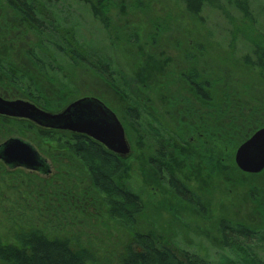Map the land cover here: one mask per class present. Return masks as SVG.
<instances>
[{"label":"rangeland","instance_id":"374dc122","mask_svg":"<svg viewBox=\"0 0 264 264\" xmlns=\"http://www.w3.org/2000/svg\"><path fill=\"white\" fill-rule=\"evenodd\" d=\"M29 1L35 6L37 20L51 22L55 27L54 31H49L50 34L45 29L48 24L43 23L45 32L38 30L37 25H32L29 30L18 32L21 35L14 32V35L8 34L6 37L10 44L13 45L10 40H14L15 46L22 44L31 47L34 52L37 51L38 44L42 45L43 54L37 51V59L42 63L44 76L57 80H54L57 87H60L58 83L61 81L68 88L63 77L72 73L76 84L71 85L73 88L78 87L79 79H82L87 83V90L97 91L94 85L97 79L90 76L84 69L86 67L79 64L81 56L92 54L98 63L88 60L98 67L100 65L105 68L103 61H113V75L118 76L120 81L119 91L128 93L130 90L127 88L126 78L132 72H138L144 63L181 54L185 58L192 57V61L173 63L179 66L182 64L184 69L188 68L190 71L197 68V71L205 72L204 76H208L206 73L211 71L213 90H225L227 95L234 93L237 101L252 95L264 103V71L250 63L253 61V45L264 47L260 46L264 45V0H211L217 8L204 2L198 16L186 11L175 0H117L123 3L125 9H115V15L106 14L110 22L108 28L91 14L85 0H57L53 3ZM237 5L243 7L248 14L236 7ZM188 45H195L193 52L197 53V60L193 58L192 51H186L185 46ZM224 73L227 74V79H224ZM191 74L194 75L192 72ZM174 80L175 78L170 77V81ZM170 81L168 82L172 85L173 82ZM34 82L25 77L22 86L30 90L29 87H36ZM180 82L176 90L183 86L188 87L184 80ZM175 87L171 89L175 90ZM240 92H243L242 99ZM251 101L254 100L248 99L247 102ZM37 131L39 130L16 128L12 123L0 122V143L18 134L29 141H36L35 144H39V147L45 146V150L52 153L54 175L50 179L29 172L43 181L49 180L48 183L29 179L21 173L23 170H9L0 162V240L6 244H14L15 237L19 234L36 228L48 233L50 237L74 238L75 243L89 249L100 264L106 261L114 264L131 241L133 231L141 230V224L150 227L147 220L156 211H150L147 205L143 216H134L137 218L134 223L120 222L118 218L112 217L109 207L106 206H110L115 197L102 192H96V195L93 192L89 193L90 196L86 193V199H90L82 207L84 213L79 206L69 210L68 214L66 212L67 217L59 210L56 212L53 206L56 205L55 199L63 198L65 192L83 196V189L90 183L85 182L72 167L67 169L66 162H71L72 154L64 145L65 142L43 139L38 137ZM42 146L36 148L43 154ZM96 164L99 168V162ZM83 170L86 171L84 168ZM26 172L28 171L25 174ZM142 184H146L145 187ZM148 185L150 184L140 177L137 182L134 178L129 183L133 192H139L138 186L145 189ZM144 194L140 193L145 204L147 197ZM164 200L166 202L168 198ZM99 203L102 204L100 208ZM162 212L156 218L159 222H173V212ZM153 226L154 230L160 231L156 227L157 223L153 222ZM169 232L175 234L173 243L178 249L209 257L213 264H226L221 259L223 252L217 254L219 251L215 252L206 240L188 232L184 225H179V228L171 226ZM254 252L264 263V248H257ZM229 255L228 260L235 262L236 259L232 258L234 256L231 253Z\"/></svg>","mask_w":264,"mask_h":264},{"label":"flooded vegetation","instance_id":"af4514ba","mask_svg":"<svg viewBox=\"0 0 264 264\" xmlns=\"http://www.w3.org/2000/svg\"><path fill=\"white\" fill-rule=\"evenodd\" d=\"M30 27H32V24L24 17L23 13H20L17 9L15 0H0V99L4 101H27L41 111L52 114L59 113L72 102L84 98L96 99L106 108L110 109L115 114L124 130V136L129 149L126 155L122 156L110 152L99 142L85 135L79 134V136L91 140L103 150L110 153L117 161L118 159L126 161V165L123 164L124 169L120 175L117 169L111 172V182L114 183L116 188L118 187L122 190H126L139 200L142 207L135 215H139V217H141V215L143 216V210L147 208V205L150 211H156V214L154 215L152 213L153 215L149 216L147 220L148 223L150 222L151 226L147 227L141 224L142 229L139 231L148 235L155 242L160 241V239L166 240L169 238L170 242H168L174 245L173 240L175 239V234L169 232L171 226L179 228V225H184L186 230L194 235L197 234L199 230H207L210 237L218 238V232L215 227H218L220 222L235 224L245 222L246 219H253L254 224L260 223L261 207L264 208V199H262L264 198V168L256 173L243 172L236 165L235 155L237 149L245 141L257 131L264 129V118L259 119L260 124L258 126L254 125L255 128H251L252 130L245 135V139L234 149L233 164L236 170H233L232 173L230 168L224 167V175L219 176L221 179H225V181H216V179L220 178L216 175L214 171L215 168H213V162L215 161L213 140L215 134L220 132L218 130L228 126L227 122H229L230 114L226 119H221V122H223L222 124L215 123L216 111L214 110V106L216 98L213 93L205 94L207 97L206 99L202 96H197V94L189 96L188 93L182 91L179 95V93L167 90L165 85L162 84L161 86L162 79L160 78L162 76H160V70L153 71L151 69L149 72V68L146 72H132L131 76L126 78L128 81L127 88L130 90V93L128 92L127 94H123L119 91L120 81L118 76L114 75H112L111 80L100 78L94 81L97 91L95 89L87 90V88H85L87 83L82 79H79L78 87L72 90V86L70 87L69 85L75 84V82L71 74L70 76L63 77L64 82L68 83V88L66 85L60 86L61 88L57 87V82L54 81L55 79H49L44 75L40 76L38 71L39 68L33 60L34 52L31 47H26L22 44L15 46L14 40H10L13 43L12 45L6 37L8 34L14 35V32L23 33L29 30ZM11 38L12 37H10V39ZM165 58H168V56ZM25 77H29L31 81H35L36 87L32 88V93L39 90V92L42 93L44 102L49 100L50 103H47V108L35 103L34 100H32L33 95L28 89L23 88L22 82L25 81ZM145 78L148 79L147 86H144L142 91H140L141 93H137L138 95H136L134 90L139 84L138 81ZM163 81L167 84L166 81H170V77L167 78L166 76ZM240 94V99H242L243 92H240ZM248 99L260 102L258 97L255 98L252 95H248L243 100H240L239 105L244 104L245 106L247 104L245 102H247ZM134 101L139 102L140 105L145 109L147 108L150 112L156 111L170 119L174 117V125H172L171 128H176L177 136L181 140L183 139L181 134L184 133L186 141H182L183 145L181 147L172 148L169 153L176 156L175 162L172 164V168L175 169L173 174H181L185 177L183 184L186 186V193L179 190L178 191L182 194L176 192V188L171 186L172 183L169 175H165L161 172V168H158V166H161L160 164L163 163L161 158H158L159 144L153 142L151 139L133 142L135 128L159 127L151 124L142 126L136 122L134 124L130 122L131 119L128 117V110L134 109ZM260 103L264 104L262 102ZM260 103H258V105ZM139 104L137 103L138 106H140ZM249 111L251 110L249 109ZM220 114L222 115V111ZM0 117L6 121L5 123L14 122L16 124H24L26 128L29 127L35 131L45 130L40 129L27 120L1 115ZM16 128H18V126H16ZM49 131L63 133L65 138H67V140L64 141V145L69 147L70 135L74 133L69 131ZM130 132L133 135L130 136ZM202 138H208L210 140L205 143ZM138 147L143 148L146 154V175L145 177L143 175L141 179L150 185H148L149 189L148 186L145 189L138 186L139 192H133L129 187L130 180L132 181L135 178L137 182L139 177H141H137V175L132 173L134 168L133 158ZM183 154H186L188 157ZM43 159L46 161L45 168H47V178L52 179L54 176L51 163L52 156L50 158L45 156ZM220 159L226 162L224 157L221 156ZM184 160H190L191 163H187V161L184 162ZM151 161H153V163H151ZM66 164L67 169H70L71 163L66 162ZM102 167L100 168L101 172L103 170ZM31 173L39 175V172ZM226 180L231 183L230 186H226L224 183ZM186 181L194 182L188 183L187 185ZM145 185L142 184L143 187H145ZM244 186H246V189L242 190ZM221 187L222 191L220 189ZM147 191L149 192L147 193ZM257 191H261L262 193L258 194ZM251 192L254 193V196L257 195V198H255L257 202L253 201L254 199H250L249 194H251ZM140 193L146 194L147 203L144 204ZM164 198H168V200L164 202ZM88 199L90 198L88 197ZM88 199H86V192L84 191L83 196L74 193L71 195V192H65L63 198L55 199L56 205H53L55 208L54 210L56 212L61 211L62 214H65V217H67L69 210H73L75 207L79 206L80 211L84 213L82 207H84ZM221 205H223L224 212L220 215H216V212L220 211ZM101 206L102 204L99 205V208ZM162 211L166 213L173 212L171 218L173 222H168L166 224L159 222L156 218H159L158 215H160ZM135 215H133L130 222L134 223L136 221L137 218L134 217ZM185 216L187 217L185 218ZM153 222L157 223L158 226L156 227L160 228V231L156 228V230H154Z\"/></svg>","mask_w":264,"mask_h":264},{"label":"trees","instance_id":"16d2710c","mask_svg":"<svg viewBox=\"0 0 264 264\" xmlns=\"http://www.w3.org/2000/svg\"><path fill=\"white\" fill-rule=\"evenodd\" d=\"M42 1L46 3H53L57 0ZM85 1V3L89 6L91 14H93L97 18V20H99L101 24L105 26V28H108V25L110 23L107 20V13H109L110 15H115L114 11H116L117 9H125L124 6H122L123 3L118 2L117 0ZM175 1L180 6L184 7L186 11H188L194 16H198L200 14L204 2H208L212 8H217V5L214 4L215 2L212 3L211 0ZM15 2L17 4V9L20 11V13H23L24 17H26L33 26L37 25L38 30L43 32H45V29L48 32L54 31L55 27L51 24V22L46 20H37L35 15V6H33L29 0H15ZM236 7L248 14L243 7L241 8L239 7V5H237ZM38 12L40 11L38 10ZM43 23L48 24L47 28H43ZM107 31L108 33L110 32L109 29ZM41 46L42 45L38 44L36 49L38 52L43 54V49L41 48ZM185 47H187L186 51H192L191 54H193V58L197 60L196 57L198 55L197 53L193 52V50H195V45H188ZM37 51H33V60L34 62H36V65L39 68L38 71L40 76H42L44 75V71L42 68L41 61L39 62L37 59L39 54L37 53ZM252 55L253 61H250V63L253 65V67L257 68L258 70L264 71V47L260 48L258 46L253 45ZM93 56L94 55L92 54L87 56H81V61L78 60L80 61L79 64L86 67L84 69L87 70V73L90 76L96 79L105 78L111 80L114 69L113 61L108 62L102 60V65L105 68H101L100 65L98 67L95 64H91L89 62L90 60L88 59H92L93 61L98 63L97 58ZM177 61L180 63H184L185 61H192V57L185 58L181 54L176 55V57L168 56V58L162 59L160 61L144 63L143 66L138 69V71L146 72L148 68L149 72L151 71V69L153 71L160 70V76H162L160 78L162 79L161 86L163 84L166 86L167 90L179 93V95L182 91L188 93L189 96H194L197 94V96L199 95L206 99L207 97L205 96V94L213 93L216 98L214 106V110L216 111V124H222L223 122H221V119H226L227 116L230 114L229 122H227L228 128L225 127L224 129L218 130L220 132H217L215 134L213 140L215 150V161L213 162V168H215L214 171L216 175L220 178L216 179V181L218 180L223 182L225 181V179H221L219 175H224V167L230 168L232 173L233 170H236L233 164L234 149L245 139V135L252 130L251 128H253L254 125L258 126L260 124L259 119L264 118L260 117L264 116V104L260 103L258 105V103H256V100H254L250 103L245 102L247 103L245 106L244 104L239 105L240 101H237L235 99L234 93L231 95H227V92L225 93V90H213V77L211 71H208L206 73L208 76H204V71H197V68L191 69V71L186 68L187 72H184V70L186 69L182 67V64L179 66L178 64L173 63H177ZM191 72L194 75H192ZM70 74L72 76V73ZM171 74H173L172 76H174L175 80L172 81V85H170L168 81H166V84L163 79H165L166 76L167 78L171 77V79H174ZM224 79H227L226 73H224ZM181 80H184L185 83L188 84V87L181 86L182 90L180 89L179 91V89L176 90V88L179 87L178 83H181ZM138 83V86L134 90V93L136 95H138L137 93H141L140 91H142V88L144 86H147L148 79L145 78L143 80H139ZM58 85L65 86V84L61 83V81L58 83ZM172 87H175L174 91L171 89ZM29 88V92L33 95L32 100H34V102L37 103L39 106L47 108V103H50L49 100H46L44 102V100L42 99V93H40L39 90L37 92L32 93L31 87ZM73 89L75 88L72 87V90ZM122 93L127 94L124 92ZM137 103L139 104V102L134 101V109L128 110V117L131 119L130 122H132L133 124L136 122L138 124H141L142 126L147 124L157 125L160 128H135L133 133V142L151 139L153 142L159 144L158 158H161L163 163L160 164L161 166H158V168H161V172L165 175H169L171 179L170 181L172 183L171 186L173 188H176V192L181 193L179 191H182L186 193V186L183 184V182L185 181V177L181 174H173L175 172V169L172 168V164H174L176 156L169 153L172 148L181 147L183 145L182 141H186L184 133L181 134V136L183 137V139L181 140L177 136L176 128H171L172 125H174V117H171L170 119L169 117H164V115L156 111L150 112L149 110H147V108L145 109L142 105L139 104L140 106H138ZM249 109L251 111H249ZM221 111L222 115L220 114ZM1 118L2 117H0V122L5 123L6 121ZM8 123H12L13 125L18 126V128H26L24 124H16L14 122ZM27 129L31 128L27 127ZM37 132H39L38 137H41L46 140L48 138L49 140H56V142H64L67 140L63 133H58L49 130H39ZM133 134L130 132V136ZM202 140L207 143L210 139L202 138ZM30 142L36 145L38 148L42 146L41 145L39 147V144H35L36 141ZM69 142V147L66 148H68L69 152L72 154L70 162L72 170H76V172L80 173V175L84 178L85 182L89 181L90 183L83 189V191L87 193V196H90L89 193L93 192H95V194L96 192H102L107 195L111 194L115 198L110 204V206H106L109 207L112 217L115 219L118 218L117 220H119L120 222H130L133 215L137 214V212L141 209V203L137 198L133 197L126 190H122L118 187L116 188L114 186V183L110 180V174L114 169H117L119 175L121 174V172H123V164L126 165V161L122 159H118L117 161L110 155V153L103 150L100 146H98L91 140L79 136L77 134L70 135ZM42 147L44 150L41 151L43 152V154L45 152L44 156L50 158L52 156V153L47 152L45 150V146ZM183 155L188 157L186 154ZM221 156L225 158L226 162L221 161ZM133 159L135 164L132 173L137 176H141L140 178H142L143 175L145 177L146 154L144 152V149L138 147ZM51 161H53V159ZM186 161L187 163H191L190 160H184V162ZM96 162H99L100 165L103 164L102 172L99 169L101 168L100 165L98 168ZM151 163H153V161H151ZM83 168L86 170L85 172ZM21 173H24V176L29 179H37L38 181H43L41 178L36 177L30 174L29 172H26V174L25 171ZM44 181H46L47 183L49 182V180ZM191 182L194 181H186L187 185ZM224 183L226 184V186L231 185L228 180H226V182ZM220 189L222 191V187ZM244 189H246V186H244L242 190ZM257 193L259 194L262 192L257 191ZM71 195H73V193ZM249 196L251 200L254 199L253 201L257 202V200H255V198H257V195L254 196V193L251 192ZM222 212H224L223 205L220 206V211L216 212V215H220ZM260 214L261 221L259 224H254L253 219H246L245 222L235 224L220 222L218 227H215L218 232V238H213L212 236L210 237V235H208L207 230H199L198 233L195 235L206 240L210 247L215 250V252L219 251L217 254L223 252L224 256H222L221 259H224L226 264H264L259 260L258 256L254 252V250L257 248H264V208L262 207ZM15 240L16 241L14 244H6L0 240V264H100V262H98V259L92 255L91 251L85 246H81V244H76V240L74 238L50 237L48 233L34 228L29 230L28 232L19 234L18 237H15ZM168 241L169 238H167L166 240L160 239V241L155 242L145 233H142L138 230L133 231L131 241L128 245L125 246L124 252L118 256L114 264H213L209 260V257L200 256L197 253H192L185 250H180L175 247V245L169 243L170 241ZM252 247H254V249H252ZM230 253L231 256H234L232 258L236 259L235 262L228 260L230 259ZM110 263L111 261H106V263L104 264Z\"/></svg>","mask_w":264,"mask_h":264},{"label":"water","instance_id":"95a60500","mask_svg":"<svg viewBox=\"0 0 264 264\" xmlns=\"http://www.w3.org/2000/svg\"><path fill=\"white\" fill-rule=\"evenodd\" d=\"M0 115L25 119L42 128L85 135L118 155H126L129 151L119 120L96 99L74 101L55 114L41 111L26 101L0 99ZM0 161L10 169L47 173L44 159L20 138H9L0 144ZM235 162L246 173H256L264 168V129L254 133L237 149Z\"/></svg>","mask_w":264,"mask_h":264},{"label":"snow or ice","instance_id":"6c2138e0","mask_svg":"<svg viewBox=\"0 0 264 264\" xmlns=\"http://www.w3.org/2000/svg\"><path fill=\"white\" fill-rule=\"evenodd\" d=\"M245 147H247V146H245ZM244 151V149H242V152Z\"/></svg>","mask_w":264,"mask_h":264}]
</instances>
